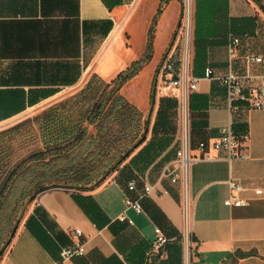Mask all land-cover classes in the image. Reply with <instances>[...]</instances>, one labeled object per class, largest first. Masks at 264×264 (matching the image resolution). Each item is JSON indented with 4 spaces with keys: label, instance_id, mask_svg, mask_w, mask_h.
I'll use <instances>...</instances> for the list:
<instances>
[{
    "label": "crops",
    "instance_id": "crops-1",
    "mask_svg": "<svg viewBox=\"0 0 264 264\" xmlns=\"http://www.w3.org/2000/svg\"><path fill=\"white\" fill-rule=\"evenodd\" d=\"M107 1L110 6L103 0H0V129L83 89L93 76L104 81L101 67L116 58L124 37L129 39L124 30L131 20L143 28L147 43L159 7H149L146 15L144 0ZM169 8L157 20L153 55ZM220 8L195 44L191 7L187 39L181 18L162 59L168 56L178 71L186 50L188 73L199 80L189 119L191 155L197 160L188 170L186 195L181 182L173 184L165 175L176 167L182 147L177 110V131L153 137L155 116L146 142L104 184L90 191L58 188L39 194L0 264H264V111L242 108L231 114L226 87L217 80L232 74L247 90L264 84V0L262 7L252 0H227ZM233 37L240 40L234 59L229 53ZM251 57L262 61L250 62ZM206 69L213 71L210 80ZM160 79L166 87L158 88L156 114L160 99L172 98L166 78ZM229 127L244 159L229 161L214 148ZM201 141L207 143L206 159L196 148ZM131 180L153 187L143 215L125 205ZM231 182L242 188L245 207L224 205ZM185 196L189 255L183 236ZM154 226L169 240L158 255L150 254ZM77 243L84 245L85 256L63 261L61 251Z\"/></svg>",
    "mask_w": 264,
    "mask_h": 264
},
{
    "label": "trees",
    "instance_id": "trees-1",
    "mask_svg": "<svg viewBox=\"0 0 264 264\" xmlns=\"http://www.w3.org/2000/svg\"><path fill=\"white\" fill-rule=\"evenodd\" d=\"M171 1L160 0L140 60L133 62L110 83L103 85L102 80L93 76L78 95L52 105L42 114L40 135L43 149L8 172L4 189L0 190V209L12 203L17 210L24 200L33 202L39 194L50 189L90 191L97 188L146 142L149 121L120 92L151 62L157 20ZM252 1L262 7V0ZM103 2L110 6L107 0ZM194 7L196 44L206 35L208 21L218 16L220 7H227V0H194ZM155 81L150 92L151 105L155 102ZM190 99L191 96L189 111ZM177 110V100L160 99L153 137L177 131L173 122ZM38 170H41L40 175H36L40 172ZM21 178L29 182L19 188ZM17 195L19 199H16ZM4 233L5 230L0 233V247L4 243Z\"/></svg>",
    "mask_w": 264,
    "mask_h": 264
},
{
    "label": "rangeland",
    "instance_id": "rangeland-1",
    "mask_svg": "<svg viewBox=\"0 0 264 264\" xmlns=\"http://www.w3.org/2000/svg\"><path fill=\"white\" fill-rule=\"evenodd\" d=\"M173 1L175 2H172L170 5H168V7L170 8L166 12L165 26L162 28L161 32L157 36L154 45L153 60L138 74L136 78L129 81L121 89L120 92V94L130 104L135 106L140 112L143 113L145 120H149V130L156 116V108L158 105V99L160 97L158 93V88L166 87V84H164V81H161L158 75L163 55L170 47L171 42L173 40L172 38L174 32L178 26L177 22L179 23L181 18H183L185 13V7H187L186 0ZM191 1V7H194V1ZM159 3L160 0H144V2L142 3V7H146V15L149 10V7H159ZM124 31L129 33V39H126L124 37L122 42L117 45V49L115 52L116 58L111 61L105 62L104 66L101 67V69L105 71L103 75V80L105 82L102 81L103 85L106 84V82L110 83L112 80H114L118 74L125 71L133 62L140 60L145 53L146 35L143 31V28L138 27L131 20L126 25ZM165 46L166 48L161 55V52L163 51ZM154 78L156 80V93L155 102L153 105H151L149 99ZM103 85H100V87H102ZM81 90L82 89H77L74 91L67 92L62 98H60L55 103L33 110L21 120L9 124L6 127L0 129V190L4 189L3 185L5 183L6 176L11 169H15L22 160L28 158L33 153L42 151L43 145L40 135V118L42 114L52 105L58 104L68 98L78 95ZM169 94L171 95V92H169ZM176 124H178V120H176ZM91 133L93 134L94 132L92 131ZM121 167L122 166L119 167V170L121 169ZM38 171L40 172H38L36 175L41 174V170ZM117 172L111 173V175L104 182L114 177ZM28 182L29 180L26 178L19 179V188L26 186ZM16 199H19L18 195L16 196ZM31 204L32 202L30 200H24V202L21 204V206L18 207L17 210L12 205V203L1 207L0 233L2 232V230H5V233L4 243L0 247V252L10 239L11 233L15 225H20L22 220L27 215ZM12 217H14L13 222L10 228L7 229L6 227ZM10 246L11 244L4 251L2 257L0 258V261L3 259V257L9 250Z\"/></svg>",
    "mask_w": 264,
    "mask_h": 264
},
{
    "label": "built area",
    "instance_id": "built-area-1",
    "mask_svg": "<svg viewBox=\"0 0 264 264\" xmlns=\"http://www.w3.org/2000/svg\"><path fill=\"white\" fill-rule=\"evenodd\" d=\"M187 7H185V13L183 16V27L181 33H184V39H187L190 28L191 20V7H188V0H186ZM240 40L238 38H231L229 43V53L231 58L237 56V51L239 48ZM250 62L260 63L261 58H249ZM159 77L166 78L168 86L170 87L171 97L178 102V124L179 133L182 141L181 150L178 151L176 158V167L172 170H168L165 175L171 178V182L176 184L181 182L185 191L188 187V170L190 164L193 163L197 158L191 155L193 150L192 143L190 140L189 131V98L192 93L198 90L199 80L192 77L188 73L187 69V54L184 51V62L180 65V69L177 71L176 67L167 56L163 61L159 73ZM213 71L211 69L205 70V79H212ZM222 85L226 87L227 95L226 99L230 107L231 114L235 115L237 112L241 111L242 108L248 110H261L264 111V84L259 88H253L247 90L243 85V79L238 78L232 74L228 75L226 78L217 79ZM197 150L201 153L202 159L205 158V153L207 150V143L201 141L196 146ZM214 148L218 152H225L226 157L229 161L244 159V155L241 153L238 139L234 136L232 128L229 127L222 132V137L218 142L214 144ZM231 189V197L224 203L226 207L242 208L247 204L240 198V193L242 188L231 182L229 184ZM153 192V187L146 183L142 185L136 180H131L128 182L126 187V199L125 205L128 209L133 210L136 214H145L143 209V202L148 198V196ZM261 192H258L260 194ZM184 243L186 247L187 255H189L191 249V231L189 225V205L185 196L184 200ZM124 221V217L121 219ZM131 224V222H129ZM155 240L151 246V255L159 254L163 247L169 242L165 236L163 230L154 226ZM77 238H82V233L75 229L72 231ZM86 251L83 244L77 243L61 251V259L63 261H69L73 258L85 256Z\"/></svg>",
    "mask_w": 264,
    "mask_h": 264
},
{
    "label": "water",
    "instance_id": "water-1",
    "mask_svg": "<svg viewBox=\"0 0 264 264\" xmlns=\"http://www.w3.org/2000/svg\"><path fill=\"white\" fill-rule=\"evenodd\" d=\"M19 225H15L12 233H11V236H10V239L8 240V242L6 243L5 247L2 249V251L0 252V258L2 257L4 251L6 250V248L11 244L12 240L14 239V236L16 234V231L18 229Z\"/></svg>",
    "mask_w": 264,
    "mask_h": 264
},
{
    "label": "bare ground",
    "instance_id": "bare-ground-1",
    "mask_svg": "<svg viewBox=\"0 0 264 264\" xmlns=\"http://www.w3.org/2000/svg\"><path fill=\"white\" fill-rule=\"evenodd\" d=\"M191 0H188V7H191Z\"/></svg>",
    "mask_w": 264,
    "mask_h": 264
}]
</instances>
